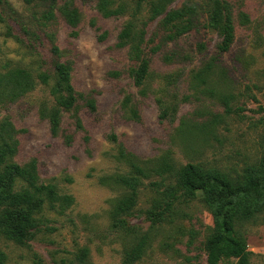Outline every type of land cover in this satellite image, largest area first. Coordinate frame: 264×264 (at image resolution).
<instances>
[{"label": "rangeland", "instance_id": "1", "mask_svg": "<svg viewBox=\"0 0 264 264\" xmlns=\"http://www.w3.org/2000/svg\"><path fill=\"white\" fill-rule=\"evenodd\" d=\"M185 1L196 5L193 26L167 39L161 19ZM221 1L234 25L227 50L208 25L210 0H172L145 27L149 67L136 85L128 45L118 35L133 19H148L147 0H109L120 11L107 17L100 0H2L0 127L17 142L11 159L33 164L39 182L71 197L69 204L43 205L25 244L0 235L5 264H206L202 246L214 216L200 197L180 204L182 213L172 220L152 223L146 211L186 163L244 176L264 152V0ZM69 2L79 11L75 26L59 12ZM55 62L68 67L77 100L60 111L53 134L48 115L55 104L39 76L49 75L52 84ZM15 72L22 76L17 85ZM66 134H73L68 144ZM131 161L147 173L135 205L115 216L117 200L129 191L116 176L129 174ZM238 229L250 264H264V223ZM141 236L147 238L141 257L127 262L125 253ZM79 250L86 251L83 262L75 260Z\"/></svg>", "mask_w": 264, "mask_h": 264}, {"label": "trees", "instance_id": "2", "mask_svg": "<svg viewBox=\"0 0 264 264\" xmlns=\"http://www.w3.org/2000/svg\"><path fill=\"white\" fill-rule=\"evenodd\" d=\"M109 0H100L99 9L104 16L119 13L120 8L108 6ZM172 0H147L148 19L142 23L135 20L128 22L119 32L120 44L128 45L129 60L133 66L132 77L136 85H140L148 71L149 58L145 54V27L165 11V7ZM188 1V0H187ZM2 0H0L1 4ZM196 5L183 2L180 7L170 9L162 17V25L168 31L167 39L182 34L192 28L191 15L196 12ZM60 14L72 26L80 20L79 11L73 2L65 3L59 8ZM208 25L221 37L219 49L225 51L233 40L234 25L230 7L227 2L210 0L207 10ZM142 24V26H139ZM57 52V48L53 47ZM54 82L50 84L49 75L41 74L40 81L49 84V92L55 107L48 115L50 130L56 134L60 128V111L70 110L77 100V94L70 81L68 67L61 63L54 64ZM20 72L13 73V84H20ZM89 107H94V100H87ZM75 127L80 128L79 118H75ZM4 127H0V235L17 244H25L34 236L37 229L38 214L45 203L53 205L61 202L69 204V195H60L55 186L44 184L37 180L33 164L19 165L12 161L17 149L15 140L9 141L5 136ZM68 144L73 140V134L64 136ZM131 172L117 175L116 182L129 191L120 197L113 209V214L119 216L127 213L136 203L137 188L146 176V170L136 162H129ZM164 169L170 170L168 164ZM162 166V167H163ZM244 176H230L225 172H217L204 168L198 163H186L173 173V182L167 183L157 201L146 211L147 218L152 223L172 220L182 213L180 204L187 203L196 197L214 216V226L206 234L203 241V251L206 264H217L222 258H235L237 264H250L252 252L248 249L244 236L238 226L244 222L264 223V152L259 161L246 169ZM157 185V182H150ZM147 244L146 236H141L136 244L126 252L127 262H133L141 257ZM85 250H79L75 260L83 262ZM0 264H5V254L0 250Z\"/></svg>", "mask_w": 264, "mask_h": 264}]
</instances>
